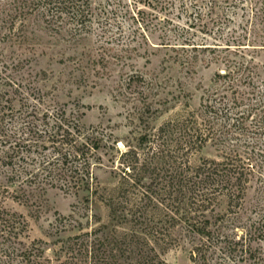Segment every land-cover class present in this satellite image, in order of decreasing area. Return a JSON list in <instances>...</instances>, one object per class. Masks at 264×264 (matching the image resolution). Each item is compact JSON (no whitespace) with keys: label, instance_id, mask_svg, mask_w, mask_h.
Instances as JSON below:
<instances>
[{"label":"trees","instance_id":"1","mask_svg":"<svg viewBox=\"0 0 264 264\" xmlns=\"http://www.w3.org/2000/svg\"><path fill=\"white\" fill-rule=\"evenodd\" d=\"M200 1L144 5L166 13L160 45L178 62L191 65L198 51H210L208 63L224 64L225 72L216 73V86L199 110L158 127L151 123L158 114L151 102L135 105L130 135L122 141L104 126H84L81 116L32 91L20 95L16 108L1 87L12 83L19 94L24 84L9 81V71L22 61L8 64L0 54V264H48L36 242L22 240L24 217L5 205L13 200L39 206L49 188L79 198L77 213L60 220L78 230L59 247L65 264H167L165 253L182 243L189 245L192 264H264V94L256 100L264 73L254 55L244 53L264 50V0H223L234 8L231 15L218 12L217 0H209L205 12ZM177 5L188 17L185 25L168 17ZM93 17L88 0L0 1V35L21 45L41 22L77 39L89 34ZM196 27L202 43L213 35L225 47L196 44ZM137 81L147 79L136 72L126 83ZM208 145L218 157L193 167L192 155ZM103 168L117 178L115 186L102 185L96 170ZM250 190L255 201L248 208Z\"/></svg>","mask_w":264,"mask_h":264},{"label":"rangeland","instance_id":"2","mask_svg":"<svg viewBox=\"0 0 264 264\" xmlns=\"http://www.w3.org/2000/svg\"><path fill=\"white\" fill-rule=\"evenodd\" d=\"M186 1L191 3L190 0ZM88 4L94 17L88 22L91 26L89 34L81 38L71 39L57 34L45 29V24L41 22H35L29 28L27 40L21 45H12L3 34L0 35V54L7 58L6 62L22 61L13 72L9 71V81L24 84L19 94H13L15 85L12 83V86L1 87V90L10 91L16 108L21 104L20 95L32 91L37 97L41 96L53 105H64L68 112L81 116V123L86 127L108 128L119 141L130 135L129 112L137 104L141 106L151 102L158 110L151 121L155 127L200 109L203 98L216 86V73L226 70L224 64L208 63L213 53L200 50L193 64L178 62L175 52L160 45V21H163L166 13L146 7L144 0H88ZM216 4L218 12L223 11L221 15L224 11L229 15L234 12V8L223 0H217ZM199 5L206 12L210 2L201 0ZM177 9L180 11L178 5L168 17L177 24L185 25L188 17ZM139 10L144 13L139 14ZM238 13L242 16L243 11L238 10ZM195 29L196 44H220L225 47V42L216 43L214 38L217 37L213 35L209 41L202 43L203 34H196L198 27ZM173 43L183 44L182 40ZM244 53L254 55L256 65L264 73V50ZM232 55L239 60L240 55ZM2 69L0 62V71ZM136 72L145 76L147 82L143 84L137 81L128 87V77ZM257 88L256 91L260 93H257L256 100H259L264 94V83L259 82ZM248 90L247 86L240 88L241 92ZM118 146L124 150L122 142ZM217 157L216 149L208 145L195 152L190 163L194 167L203 159ZM96 174L103 186L110 188L117 183V178L109 169H98ZM254 201L255 193L250 190L247 207ZM78 204L79 198L74 194L49 188L41 194L39 206L13 200H7L5 206L11 214L24 217L27 228L22 236L23 241L27 244L36 242L44 251L48 264H65L58 252L59 247L78 230L73 231L68 227L69 222L62 224L60 220L77 213L75 207ZM64 225L67 228H63ZM163 258L167 264H192L187 243L170 248Z\"/></svg>","mask_w":264,"mask_h":264}]
</instances>
